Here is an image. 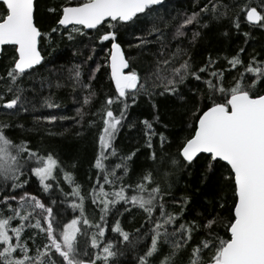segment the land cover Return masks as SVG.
I'll use <instances>...</instances> for the list:
<instances>
[{"label": "snow or ice", "instance_id": "6c2138e0", "mask_svg": "<svg viewBox=\"0 0 264 264\" xmlns=\"http://www.w3.org/2000/svg\"><path fill=\"white\" fill-rule=\"evenodd\" d=\"M164 3L165 0H63L61 4L48 9L57 15V26L45 31L37 19L36 0H0V59L8 58L9 48L13 53L12 64L6 67V75L0 76V81L4 82L0 100L8 93L13 97L0 104L6 115L16 116L30 110L28 105L31 101L25 95L26 89L22 83L39 71L37 66H44L42 49L52 48L53 34L66 36L69 41H74L79 35L89 39L95 37L101 45L109 42L108 66L114 86L113 95L106 96L101 108L92 113L99 115L102 123L99 135L101 150L94 165L99 170L96 180L98 188L94 187L91 193V203L100 208L101 223L90 224L85 217V197L81 195L79 185H75L71 195L76 197L72 208L79 209L80 216L66 223L57 218L59 214H54L51 206L27 192L26 173L38 178L44 190L53 187L48 181L58 183L57 174L60 172L70 185H74L75 181L71 173L63 171L51 153L40 155L28 146L27 141L17 143L10 139L6 130L12 126L0 122V190L4 192L0 195V205L3 206L0 207V264H117L115 258L123 254L117 244L135 246L118 220L111 230L118 233L121 239L104 240L109 227L106 216L111 208L122 201L125 205L143 210L148 218L150 245H145L141 250L143 254L138 256L139 264H151V258L160 251V241L172 249L160 264H172V258L188 248L193 233L201 232L203 238L191 246L188 264H264V60L252 57L245 65L241 58L244 48H240L236 55L225 58L229 66L226 69L216 67L217 61L212 57L198 68H193L190 57L177 66L174 61L185 54L177 48L168 58L157 62L153 74H146L142 78L130 64L133 57L126 58L118 37L122 30L137 25L142 17L146 19L153 12H158L157 6ZM227 7L208 0L199 12L185 17L176 28L175 35L183 36L185 26L196 21L201 13L207 15L211 12L217 18L226 17ZM242 11L248 23L264 25V8L258 11L256 7L246 4L242 6ZM240 19L238 16L234 22L237 30ZM154 34H158L157 39L163 35L160 29L153 27L147 35ZM138 40L137 48L150 42L142 38ZM90 51L95 53L94 45ZM87 59L91 60L92 56L89 55ZM100 67L97 64L95 70L90 72L88 83L81 78L80 65L68 70L73 89L79 87L86 93L82 96L81 107L77 109L81 120L85 115L83 108L96 97L91 80L95 79V72ZM234 69L237 74L231 75ZM226 72L229 77L225 76ZM189 79L200 82L204 87L189 89L190 99L180 96L185 103L188 135L183 138L175 156L164 153V145L169 141L163 133H157L153 121L144 120L142 124L145 144L152 150L154 164L167 160L169 166L177 170L190 167L194 162H203L205 179L215 175L217 168L225 170L224 180L231 195L221 197L222 202L218 201V207L227 215L214 211L202 216V222L183 220L190 203L188 197L180 201L173 197L172 203L179 204L180 210L169 211L165 198L171 196L170 180L166 179L162 187L153 179V173L148 171L135 185L124 183V176L128 173L127 162L135 153L120 157L119 163L105 164L109 157L117 156L113 142L125 126L128 110L136 104L138 96L144 94L151 97L157 87L163 88L160 95H177ZM48 86L52 87L51 84ZM55 86L61 85L57 83ZM44 106L58 108L59 104L46 97ZM36 119L51 123L58 117L49 115ZM154 121L159 122V116L154 117ZM17 127L22 128L23 125ZM157 136L161 150L159 155L152 143L153 137ZM119 170H122L120 174ZM173 174L164 172L166 178ZM104 185L110 186L111 191L105 190ZM128 210L125 208V211ZM81 225L97 229L90 240V247L94 250L92 255L79 247L77 237L84 235ZM41 235L44 239L37 243V237Z\"/></svg>", "mask_w": 264, "mask_h": 264}, {"label": "trees", "instance_id": "16d2710c", "mask_svg": "<svg viewBox=\"0 0 264 264\" xmlns=\"http://www.w3.org/2000/svg\"><path fill=\"white\" fill-rule=\"evenodd\" d=\"M62 2L63 0H36L37 19L45 31L57 26V15L49 12L48 9L54 8ZM213 2L220 6L227 5V16L217 18L211 12L207 15L201 13L196 21L185 26L183 36L175 35L176 28L187 15L199 12L200 8L208 3V0H165L164 5L157 6L158 12H153L146 19L142 17L137 25L122 30L118 42L121 43L126 58L133 57L130 60L131 66L142 78L146 74L151 75L156 70L157 62L168 58L177 48L185 53L174 61L177 66L183 59L190 57L193 68H198L206 64L209 57H212L217 61L216 67L226 69L229 66L225 58L236 55L240 48H244L241 58L245 65L252 57L264 60V25L248 23L246 14L242 11V6L246 4L256 7L260 11L264 8V0H213ZM220 10L222 11L223 8L221 7ZM238 16L241 17L239 30L234 26ZM153 27L160 29L163 34L159 39H157L158 34L147 35ZM197 33L199 35H195ZM138 38L150 42L137 48L135 45L139 42ZM130 44L133 46L129 47ZM92 45L95 46L94 54L90 51ZM110 48L109 42H104L101 45L95 40V37L89 39L86 36L77 35L74 41H69L66 36L53 34L52 48L42 49V54L45 56L44 66H37L39 71L22 83V87L26 89L25 95L31 101V104L28 105L30 110L12 116L6 115L5 110L0 108V122L12 126L6 130L10 139L17 143L27 141L28 146L37 150L40 155L51 153L59 161L63 171L71 173L75 181L74 185H70L63 178V173L60 172L57 174L58 183L48 181L53 184L49 190H44L34 175L26 173L28 183L25 185V190L37 196L47 206H51L54 214H59L57 218L64 223L80 216L79 209L72 208V202L76 197L71 193L75 185H79L80 193L85 197V217L90 224L101 223V211L99 207L91 203V193L94 187L98 188L96 180L99 170L94 165L101 150L99 135L102 123L99 115H92V113L101 108L106 96H111L114 93L108 66ZM12 55L9 48L8 58L0 59V76L6 75V67L12 64ZM89 55L92 56L91 60L87 59ZM97 64L101 65L100 70L95 72V79L91 80L96 97L90 105L83 108L85 115L81 120L77 109L81 107L82 96L86 93L79 87L73 89L72 81L68 78V70L74 65H80L81 78L84 83H88L89 74L95 70ZM236 74L237 70H232L231 75ZM225 76L229 77V73L226 72ZM57 83L61 86L56 87ZM49 84L52 87H49ZM198 87L203 88L204 86L200 82L189 79L185 85L181 86L180 93L177 95L168 93L160 95L159 93L163 91L162 87H157L151 97L140 94L136 104L129 108L127 120L124 122L125 126L120 129L113 142L117 156L109 157L105 164L119 163L120 157L135 153L132 159L127 162L128 173L124 176V183L135 185L148 171L153 173V179L162 187L165 185L166 179L170 180L172 183L171 196L165 198L168 201L169 211L178 212L180 210L179 204L172 203L173 197L176 201L188 197L190 203L184 212L183 220L202 222V216H208L214 211H221L222 214L227 215L218 207L221 197H230L231 195L224 180L225 170L217 168L215 175L205 179L203 162L199 164L194 162L190 167L177 170H173L167 160L161 164H154L151 159L152 150L148 149L145 144L144 125L142 124L144 120L153 121V127L157 133H163L169 141L164 145V153L175 156L183 138L188 135L185 103L180 99V96L183 95L190 99L189 89ZM3 91L4 82L0 81V92ZM46 97H51V100L59 104V107H45L44 98ZM11 98H13L11 93L4 95L0 104ZM153 104H155V108H153ZM113 108L115 110V105ZM49 115H57L58 119L51 123L36 119V117ZM156 116H159V122L154 121ZM59 117H64V119H59ZM89 121H95V123L90 124ZM17 125H23V127H17ZM165 125L167 127H164ZM152 143L159 155L161 150L158 136L153 137ZM165 171L174 174L166 178ZM121 172L122 170H119L118 174ZM101 183H103L102 179ZM104 187L105 190L111 191L110 186L104 185ZM2 194L4 192L0 190V195ZM128 194L131 195L132 192L129 191ZM53 201L55 203H52ZM77 202L79 201L77 200ZM0 207L3 206L0 205ZM125 208L129 210L125 211ZM117 209H119L118 212ZM116 220L119 221L123 230L130 234V240L135 245L132 247L126 243L117 244L123 253L115 258L117 264H139L138 256L143 254L141 250L145 245H150L147 235L149 222L146 214L137 207L125 205L123 201L120 202L115 208H111L106 216L109 227L105 231V241L121 239L118 233L111 230ZM32 222L35 223L34 220ZM81 230L84 235L77 237L79 247L86 249L89 255H92L94 250L90 247V240L97 229L81 225ZM202 238V232L200 234L193 233V239L188 248L181 250L173 257L172 264H188L191 246ZM43 239L42 235L37 237V243ZM158 247L160 251L151 258V264H160L161 260L172 251L170 246L163 241L159 242Z\"/></svg>", "mask_w": 264, "mask_h": 264}, {"label": "water", "instance_id": "95a60500", "mask_svg": "<svg viewBox=\"0 0 264 264\" xmlns=\"http://www.w3.org/2000/svg\"><path fill=\"white\" fill-rule=\"evenodd\" d=\"M43 55V54H42Z\"/></svg>", "mask_w": 264, "mask_h": 264}]
</instances>
